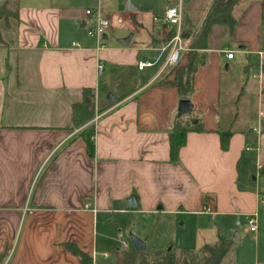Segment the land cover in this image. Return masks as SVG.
I'll use <instances>...</instances> for the list:
<instances>
[{
  "label": "crops",
  "instance_id": "obj_1",
  "mask_svg": "<svg viewBox=\"0 0 264 264\" xmlns=\"http://www.w3.org/2000/svg\"><path fill=\"white\" fill-rule=\"evenodd\" d=\"M244 3L232 13V31L224 24L210 29L189 96L203 131L186 134L174 162L168 133L180 98L166 66L170 28L153 22L163 12L152 16L142 47L133 33L126 47L105 42L110 27L107 38L87 34L97 19L86 10L99 9L100 0H18V17L0 19V264H82L67 244L92 264H117V257L98 261L96 250L115 225L120 240L134 215L203 219L207 225L195 231L210 230L215 240L175 247L194 251L228 239L220 233L230 222L257 216L264 193V9L261 0ZM182 41L178 66L190 50ZM140 61L153 65L140 70ZM83 88L94 91L95 115L75 128L71 108ZM130 197L134 208L126 206ZM102 217L110 234L98 235Z\"/></svg>",
  "mask_w": 264,
  "mask_h": 264
},
{
  "label": "rangeland",
  "instance_id": "obj_2",
  "mask_svg": "<svg viewBox=\"0 0 264 264\" xmlns=\"http://www.w3.org/2000/svg\"><path fill=\"white\" fill-rule=\"evenodd\" d=\"M10 1V0H9ZM127 0H100L99 10L104 17L109 19V29L107 32L108 41L114 42L117 33L128 32L127 36L133 33V42L142 47L146 43L149 32L152 30V16L161 15L165 7L164 0H128L136 7V10L126 11L124 9ZM244 2L248 0H237L233 7V12L238 13L239 9L244 7ZM11 3V1H10ZM9 3V4H10ZM210 4V0H184L185 15L191 20L201 19ZM8 8L9 7L8 5ZM232 12V13H233ZM120 18V21L117 19ZM158 19V18H157ZM153 22L157 24L158 29H163V24L158 19ZM162 25H159V24ZM200 23V22H199ZM182 55V53H181ZM175 66L170 67V72H175ZM172 73V74H173ZM111 91L105 92V97ZM264 155V154H263ZM262 165L264 158L262 157ZM260 170V169H259ZM260 189L264 191V173L259 178ZM117 218H119L117 216ZM119 220H123V217ZM241 222H230V226L222 228L220 235L231 239L232 244L228 253L223 257L220 264H264V205H260L257 209V229L255 233L248 230L247 223L241 218ZM194 221V220H193ZM186 217L171 215H134L131 218V231L124 229L123 238L127 243V248H123L121 241L118 239L117 226L111 233V239L103 246L97 248L96 258L101 262H113L117 257V264H122V253L131 246L129 234L136 237L148 238L146 243L147 250L166 251L172 246L196 248L200 243L215 240V233L212 231L196 232L195 227L207 225L203 219L195 220L193 223ZM98 235L102 229L108 230L109 234L113 227L109 222H104L103 217L98 219ZM119 224V223H118ZM107 253L106 257L103 254Z\"/></svg>",
  "mask_w": 264,
  "mask_h": 264
},
{
  "label": "trees",
  "instance_id": "obj_3",
  "mask_svg": "<svg viewBox=\"0 0 264 264\" xmlns=\"http://www.w3.org/2000/svg\"><path fill=\"white\" fill-rule=\"evenodd\" d=\"M10 1L7 0L0 5V19L18 17V0ZM236 2L237 0H210L204 16L196 21L191 20L184 11L182 37L184 41H189L188 60L183 66H178L177 63L174 73L169 71V73H173V79L169 84L177 89L180 100H189L193 91L194 73L205 62L204 50L207 48V36L211 27L214 24H224L227 25L229 31H232L236 25V20L232 14ZM261 2L264 9V0ZM8 5L11 8H8ZM94 115V91L91 88H83L81 101L72 104V126L78 128L92 120ZM195 119L192 110L184 115L176 116L168 133L169 153L172 162L177 161L178 152L185 144L186 134L189 131H203L199 122L194 123ZM221 143L225 149L223 136H221ZM260 172L264 173V168ZM231 244V240L219 237L213 245H204L197 251L175 247L167 251L138 252L130 249L123 251L122 264H220L223 257L228 253ZM66 248L75 254L82 264H92L91 257L75 244H67Z\"/></svg>",
  "mask_w": 264,
  "mask_h": 264
},
{
  "label": "built area",
  "instance_id": "obj_4",
  "mask_svg": "<svg viewBox=\"0 0 264 264\" xmlns=\"http://www.w3.org/2000/svg\"><path fill=\"white\" fill-rule=\"evenodd\" d=\"M166 6L163 11L162 17L158 18L164 23L167 27L170 28L169 35L166 36L168 39L167 47H170V55L167 58L166 66L172 67L178 63L180 52L184 49L183 41H182V24H183V12H184V0H165ZM94 13L96 15V25L87 30V34L92 37H96L98 39L103 38L106 35V31L109 27V20L102 16L101 11L99 9L95 11H91L90 9L86 10V14ZM157 17L154 18L155 21L158 20ZM233 56L232 51H226V57L231 59ZM153 63L149 61H140L137 63L138 69H145L147 67L152 66ZM103 66L101 63L97 65L98 73L101 72ZM253 131L259 134V130L257 128H253ZM252 147L250 145L246 146V150H250ZM262 166L260 164L257 165V171L261 169ZM259 205H264V193H259L257 198ZM246 225L248 230L252 233L256 232L257 229V216L256 214H251L248 216ZM119 238L121 240L122 247H127V243L122 240L123 235L120 233ZM106 256V254H103Z\"/></svg>",
  "mask_w": 264,
  "mask_h": 264
},
{
  "label": "water",
  "instance_id": "obj_5",
  "mask_svg": "<svg viewBox=\"0 0 264 264\" xmlns=\"http://www.w3.org/2000/svg\"><path fill=\"white\" fill-rule=\"evenodd\" d=\"M134 9H135V7L130 3V1L127 0V2L125 4V10L129 11V10H134ZM130 37L131 36L129 35L125 38H119V39H117V41L126 47L129 43ZM103 38H107V36L104 35ZM106 100L111 103L114 101V96L111 93H109L106 96ZM191 110H192V105H191L190 100H188V99L179 100L178 108H177V115L178 116L184 115V114L190 112ZM263 168H264V166H263ZM136 205L137 204H136V200L134 197H130L126 201V206L128 208H134V207H136ZM129 240H130L131 246L133 247V249L135 251H138V252L146 251L145 241L143 239H140V238H138L135 235L130 233L129 234Z\"/></svg>",
  "mask_w": 264,
  "mask_h": 264
}]
</instances>
